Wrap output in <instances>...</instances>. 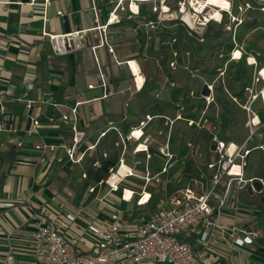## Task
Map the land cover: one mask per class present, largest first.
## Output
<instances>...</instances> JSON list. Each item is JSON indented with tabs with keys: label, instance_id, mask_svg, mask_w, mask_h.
Returning <instances> with one entry per match:
<instances>
[{
	"label": "built area",
	"instance_id": "2783aa9c",
	"mask_svg": "<svg viewBox=\"0 0 264 264\" xmlns=\"http://www.w3.org/2000/svg\"><path fill=\"white\" fill-rule=\"evenodd\" d=\"M114 7L110 12L108 21L105 25L98 26L101 31L99 40L92 44L95 51L100 47H107L112 55V59L118 64H126L129 67L133 81L140 90L145 84V80L140 87L137 74L132 68L131 62L135 59H127L120 62L115 53L113 44L109 42L107 30L109 25L121 22V11H126L122 4ZM156 0H134L137 4V11L133 9L130 3L132 18L134 15H143L140 2H151ZM159 3L152 7L151 16L145 21L146 26L157 29L161 33V44L166 48H173L178 42L177 32L167 31L169 28V19H175L176 27L182 28L187 35L195 36L200 42L206 40L205 35L212 23L219 25L224 31L230 34L235 46L238 47L237 32L239 28L246 23L247 15L250 12L264 13V0H224L227 1L226 7L208 3L209 0H157ZM219 14V15H217ZM170 15V16H169ZM57 36V35H56ZM72 37L74 35H71ZM70 36V37H71ZM78 34L75 35L77 37ZM54 36L52 37V39ZM85 47L86 43H81ZM89 44V43H88ZM65 42L55 45L59 52L65 50ZM237 49L231 52V59L234 58ZM241 56L249 62L252 55L246 56L244 50ZM241 57V58H242ZM256 60L257 57L253 56ZM137 62V61H136ZM179 52L173 49L171 52L170 66L176 69L180 64ZM99 63V59H98ZM139 72L142 74L140 65ZM258 65L255 63V66ZM188 68V66H186ZM102 69V68H101ZM259 72L257 81L260 80ZM222 72L220 75H223ZM143 75V74H142ZM102 83L105 87V94L102 97H108L113 94L107 88L105 74L101 72ZM144 77V76H143ZM263 78V77H262ZM264 80V79H263ZM208 85L209 94H197L191 91L188 97L199 98L203 103L200 116L198 118L184 116L183 111L179 112L173 122L184 120L189 126H198L206 128L210 132V152L211 160L207 162V173L199 171L200 177L192 176L188 184L178 187L176 191L168 195L165 203L157 209L150 212L125 211L112 204V211L108 219L96 220L88 224V232L96 241L94 250H81L77 248L74 240L69 238L62 231V222L59 217L53 213L49 204H43L37 212L32 214L35 229L31 239L30 254L34 258L33 264H211L212 257L233 258L239 254L240 247L254 244L257 240L264 238L263 229L258 226L237 223V219L232 222H226L223 217L228 214L233 217L244 216V210L239 207V193L249 192L251 195L264 193V180L258 177H246V169L249 164V157L255 148L264 150V135L259 129L264 125L258 112L252 107L244 106L249 114L248 141L258 135L262 143L256 147H250L247 142L239 145L234 141L225 140L218 132L217 125L213 123L208 115L211 105L216 102L215 86L216 82L205 81ZM173 86L175 83L172 84ZM33 85L30 84L29 89ZM94 88V84L89 85ZM247 90L253 94L251 87ZM264 98V87L261 89ZM257 93L252 95V100L256 99ZM7 92L0 87V113L2 121L0 129L5 132L15 133L18 129L14 126V116L9 112ZM35 100L28 101L30 107ZM41 103L52 104L55 108L61 109V104L54 100L50 95L40 100ZM82 101H78L75 106L70 108L69 112L63 113L61 120L64 124H72L75 131L78 130L79 121L78 107ZM179 105V104H178ZM180 106L179 111L184 110L185 106ZM197 113L196 111L192 113ZM149 116L147 120H152ZM198 119V120H197ZM258 119V120H256ZM40 121L33 118V127L28 132L37 131ZM143 128V127H142ZM134 133V131H133ZM133 133L128 140H138L136 152L147 153V163L142 175H138L135 168L127 164L124 155L120 158L117 166L108 169L109 176L100 179L96 184L90 187V192H96V198L101 202H107L105 194H102L101 188L107 186L110 192L121 190V199L127 202L135 201L138 206L146 207L152 204L154 193L150 190L151 184L155 180L160 182L159 175L168 173L176 164L181 162L185 164L186 159L194 157V144L188 143L190 149L182 158H179L173 151L170 143L164 144L160 149L164 157L163 166L155 175L150 169L153 155L149 151L150 137L143 134L136 139ZM81 138L75 137V145L68 150L69 157L73 160L78 154L83 159L84 153H78L81 145ZM126 144V139L123 137ZM144 143L146 149L138 151L140 145ZM21 145V143H20ZM38 149H54L55 146L47 144H38ZM126 150V146H125ZM124 150V152H125ZM108 157V153H104ZM100 160L94 162V166H99ZM126 164L128 169L125 174H120L115 183L111 181L116 173H120L121 167ZM87 177V174H84ZM132 177H139L143 180L139 190L133 187H122V183ZM256 182L263 184L261 191L257 190ZM130 191L128 198L126 192ZM252 192V193H251ZM145 199V201H144ZM13 201L0 202V211L3 207H12ZM65 207V204H61ZM230 213H229V212ZM81 211L70 207L65 215L69 222H74ZM233 213V214H232ZM0 233H3L0 231Z\"/></svg>",
	"mask_w": 264,
	"mask_h": 264
},
{
	"label": "crops",
	"instance_id": "0c3cea01",
	"mask_svg": "<svg viewBox=\"0 0 264 264\" xmlns=\"http://www.w3.org/2000/svg\"><path fill=\"white\" fill-rule=\"evenodd\" d=\"M111 1L0 0V87L7 92L9 112L14 116L13 123L18 129L15 133L0 131V202L13 201L15 203L14 206L3 207L0 211V231L3 232L0 233V264L34 263V258L30 254L31 239L35 229L32 214L37 212L43 204H49L52 207L53 213L63 223L62 231L75 241L77 248L85 251L96 248V241L88 232L89 223L108 219L112 204L122 208L125 213L135 211L134 209L138 206L134 207L133 202L130 205L131 202L123 201L121 190L108 192L113 198H107V202L99 201L96 193L89 190V193L94 196L85 205L83 203L76 205L65 197L60 195L59 198L55 194L58 192L56 187L58 178H54L53 175L60 174L59 181H63L71 165L73 167L81 165L69 162L63 147V145L71 147L73 131L63 126L62 114L69 112L76 102L82 101L78 107L77 131L87 132L91 123L83 118L85 109L91 106L95 115H101L107 110L116 114L122 109L121 92L123 90L120 88L128 90V81L130 85H133L132 75L127 65L122 66L110 59L102 70H105L113 81L109 83V89L113 94L108 99L102 97L100 74L95 76L90 72L89 58L91 57L92 62L93 52L87 46L82 47L80 41L77 42L80 37H85L88 43L89 35L96 41L99 40L101 30L98 26L107 23L110 12L114 9ZM125 3L127 4L126 0L122 4ZM145 8H141L143 15L146 14ZM127 22L111 24L108 27L111 32L110 36H112L110 43L113 44L120 62L135 59V54H129L126 47L128 45ZM76 34H78L77 37H75ZM53 36L56 38L52 39ZM63 41L66 45L65 50L59 52L54 46L62 44ZM71 41H75V48H70ZM98 51H100L99 55L103 63L106 62V58H112L105 47L98 48ZM135 60L142 72L147 69L146 67L150 69L148 63L145 64L141 59ZM257 61L260 63L257 67L248 64L249 69L254 72L253 81L249 82L246 87L253 86L254 82H257V86L264 85L261 75L260 80H256L259 77L258 71L264 68V62L260 57H257ZM260 81L262 83H259ZM30 84L33 85L32 89H29ZM90 84H94L95 87L90 88ZM263 87L257 90L258 96L253 101L260 99L264 103L260 92ZM227 88L230 92L231 88ZM240 89L242 90V87ZM240 89L237 90L238 95L247 99L250 92H247V97L244 93H239ZM48 95L54 96V100L62 105L61 109L55 108L52 104L40 102ZM62 95L69 98V101L62 100L63 98H60ZM29 100L36 102L28 107ZM190 113L192 112H184L183 115H190ZM33 118L38 119L40 125L37 131L29 133L28 131L33 127ZM1 121L0 113V123ZM236 130H232L229 135L235 137L238 134ZM228 140L237 142L234 139ZM38 144L53 145L55 148L38 149L36 147ZM208 148L210 151V146ZM118 163L119 161L108 165L106 169L117 166ZM162 166L163 160L153 156L150 163L151 171L156 173L154 167L160 170ZM95 167L100 168L101 166ZM84 174L87 172L83 171L82 179L88 178V174L87 177H84ZM22 178H25V184L21 182ZM100 179H94L95 183H90L87 189H90ZM127 182L128 180L124 183ZM123 186L128 187V185ZM130 187L133 186L130 185ZM244 194L243 191L239 193V207L244 210L243 214L247 217L235 218L228 214L223 217L224 221L232 222L237 219L239 224L250 222L249 224L254 225V220L257 219L251 214L254 208L250 203L251 200L246 199ZM154 201L155 195L152 204ZM62 203L65 207H61ZM70 207L81 211L74 222H69L65 218ZM138 207L142 208V206ZM233 259L239 264H264L263 239L240 247L239 254L234 255ZM228 260L226 257L217 259L213 256L211 264H229Z\"/></svg>",
	"mask_w": 264,
	"mask_h": 264
},
{
	"label": "rangeland",
	"instance_id": "374dc122",
	"mask_svg": "<svg viewBox=\"0 0 264 264\" xmlns=\"http://www.w3.org/2000/svg\"><path fill=\"white\" fill-rule=\"evenodd\" d=\"M133 1L126 0L127 4L125 3L124 5L125 7L127 5L128 11L125 13H123L124 11L120 12V24L128 21V45L126 46L128 53L135 54V59H141L145 64L148 63L150 65V69L145 65L147 69L142 72L145 78L143 88L139 90L136 87L133 77V85H130L128 81V90L120 88V90H123L121 92L122 109L116 114H112L107 110L101 115H95L91 106L87 107L83 112L84 120L91 123L87 132L75 131L72 124H64L61 120L62 124H64L63 126L69 127L73 131L71 147L63 145L69 162L81 165L74 167L71 165L63 181H59L61 179L60 174L53 175L54 178H58V183L56 184L58 192L55 194L59 198L60 195L65 197V199L76 205H82L81 203L85 205L90 202L94 195L89 193L88 185L95 183L94 179L96 178H107L110 172L106 167L117 163L123 155L127 164L133 166L138 175L143 174L147 163V153L136 152L138 140H128V137L136 128L143 129L145 135L150 137V153L156 159L163 160V162L165 159L159 153V149L167 143H170L178 157L184 156L190 150L188 149L189 142L194 144V152H196L193 159L185 160V164L179 162L168 173L160 174V182L153 181L150 190L155 195V201L152 205L139 208L136 206L135 201H133L134 204L131 202L130 205L136 206L135 212H150L157 209L159 205L165 203L168 195L176 191L177 187H183L188 184L192 176L200 177L199 171L207 173V162L212 158V154L208 150L210 146L209 130L198 126H189L183 120L173 122L175 116L182 111L183 113L196 111L197 113L193 115L190 113V115L186 116H195L196 118L200 116L199 113L201 108H203L202 101L199 98L188 97V94L191 91H195L197 94L199 92L202 93L205 81L216 82V102L211 105L207 113L213 123L217 125L220 136L226 140L234 139L239 145L247 142V145L253 148L263 142L258 135L248 141L249 127L247 123L249 114L244 106H251L253 110L260 114L264 123L263 101L260 99L252 100V95L264 85L259 84L257 86V82H254V85L251 86L253 94L250 93L248 97L247 92L249 91L246 86L253 81L254 71L249 69L250 62L245 57L236 61L231 59V52L241 48L246 56L255 54L254 56L260 57L264 62V13L255 11L247 15L246 23L237 32L238 47L235 46L230 34L215 23H212L207 30L206 40L200 42L195 36L187 35L182 28L178 29L176 27L177 20L169 19L167 21L170 26L167 31L169 33L177 32L179 42L173 48H166L161 44V33L158 32L162 25L153 30V28L145 24L147 18L152 14V7L159 2L157 0L140 2L141 8L146 7V14L142 16L134 15L131 18L130 15L132 13L129 4ZM111 3L114 8L121 2L120 0H112ZM101 31L103 32V29ZM110 33L107 30L109 42H111L112 38ZM94 42L97 41L89 35L88 43L90 45H87V47L91 48L94 56L92 62L91 57L89 58L90 72L95 76L100 74L102 94L104 95L105 87L102 83L101 72L105 74L109 91V83L112 79L101 68L112 58H106V62L103 63L99 55L100 51L98 49L94 51L91 47ZM105 48L111 55L108 48ZM173 49H176L180 56V64L176 69H172L170 66ZM82 52L79 53L81 54ZM121 65L124 66V64ZM251 65L255 66V64ZM128 70L130 71L129 67ZM222 72L225 73L220 75ZM173 83H175L174 86L172 85ZM259 83H262V81ZM227 87L231 88L230 92ZM240 87H242V90ZM237 88L240 89L239 93H244L248 98L244 99L238 95ZM50 96L54 99V96ZM108 97L106 98L108 99ZM60 98L69 101V98H65L63 95ZM178 104L185 106V109L179 111L180 106ZM149 116L153 117V119L147 120ZM232 130L238 132L235 137L229 135ZM0 131L2 130L0 129ZM259 132L264 135V125L259 129ZM75 137L82 139L78 153L80 151L84 153V159H80L81 155L79 154L73 160L69 157L68 150L74 147ZM123 137L126 139V144L123 142ZM104 153H108V157H105ZM99 158L101 167L96 168L93 162ZM127 169V165H123L120 169V174H124ZM154 169L156 172L154 174L156 175L159 169L157 170L156 167ZM83 171L87 172L88 178L82 179ZM246 177H258L264 180V150L257 148L253 150L249 157ZM21 182L25 184V178H22ZM123 183L122 186L128 185L130 187L131 185L139 190L143 180L139 177H132L127 183ZM108 190L107 186L101 188L102 194L106 196L105 199L113 198L108 193L110 192ZM243 193H245L246 199L251 200L250 203L254 208L251 210V214L257 218L254 220V226H260L264 231V205L262 204L264 193H256L254 195L245 191ZM261 239L264 241V238ZM228 262L229 264H239L233 258H229Z\"/></svg>",
	"mask_w": 264,
	"mask_h": 264
},
{
	"label": "bare ground",
	"instance_id": "6f19581e",
	"mask_svg": "<svg viewBox=\"0 0 264 264\" xmlns=\"http://www.w3.org/2000/svg\"><path fill=\"white\" fill-rule=\"evenodd\" d=\"M208 3L215 4V5H219V6H222V7H226L227 1H224V0H209ZM132 7H133V9H135V10L137 11L138 7H137V4H136V3H132ZM217 15H219V14H217ZM54 38H56V36H54ZM241 54H242V51H241L240 49H237L236 52H235V56H234L233 60H239V59H242L243 57L241 56ZM241 57H242V58H241ZM249 62H250V64H255V63H257V60H256L253 56H250V58H249ZM131 64H132V68H133L134 72L138 75V76H137V78H138V84H139V86L141 87V86H142V83H143L144 80H145V78H144L143 75L139 72L137 62L133 60V61L131 62ZM260 75H261V76L263 77V79H264V69H262ZM256 97H257V96H256ZM256 120H258V119H256ZM143 132H144L143 129L136 128L135 131H134V133H133V135H134V137H135L136 139H138V138L143 134ZM144 149H146V146H145L144 143H142V144L140 145V148L138 149V151H142V150H144ZM124 165H125V164H124ZM124 174H125V173H124ZM124 174H123V175H124ZM119 175H120V173H116V174L112 177L111 181H112L113 183H115L116 180L118 179V176H119ZM126 196L129 198V197L131 196V192H130V191H127V192H126ZM144 201H145V199H144Z\"/></svg>",
	"mask_w": 264,
	"mask_h": 264
},
{
	"label": "water",
	"instance_id": "95a60500",
	"mask_svg": "<svg viewBox=\"0 0 264 264\" xmlns=\"http://www.w3.org/2000/svg\"><path fill=\"white\" fill-rule=\"evenodd\" d=\"M80 41L81 43H86V39L85 37H80L79 39H77V42ZM90 45V43L85 44V46ZM70 48H75V41H71L70 42ZM202 94L206 95L209 94V89H208V85L204 84L203 88H202ZM256 187L258 191H261L263 189V184L260 182H256ZM252 193V192H251ZM262 204L264 205V199L262 200Z\"/></svg>",
	"mask_w": 264,
	"mask_h": 264
}]
</instances>
